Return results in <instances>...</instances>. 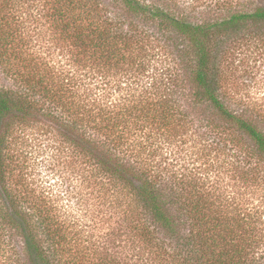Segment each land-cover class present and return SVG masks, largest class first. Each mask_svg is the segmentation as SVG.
I'll return each mask as SVG.
<instances>
[{"label":"trees","instance_id":"1","mask_svg":"<svg viewBox=\"0 0 264 264\" xmlns=\"http://www.w3.org/2000/svg\"><path fill=\"white\" fill-rule=\"evenodd\" d=\"M113 1L133 19L110 15L88 0H48L55 26L77 48L76 65L84 72L74 81H64L51 65L21 53L16 44L22 38L0 5V68L15 83H0V264H111L101 255L105 241L83 245L76 237L80 230L66 224L47 194L29 190L21 177L19 189L11 184L8 146L15 125L47 115L79 134L83 157L105 177L99 180L101 192L111 199L102 197V205L113 209V222L125 221L154 256L171 264H264V230L258 229L252 207H231L227 196H213L196 180L165 178L155 154L163 139L195 133L206 122L218 138L213 142L228 136L240 149L237 133L249 144L245 153L264 162V131L223 99L218 61L231 34L253 28L248 31L256 36L264 27V4L193 23L143 0ZM137 19L179 39V65L189 75L185 105L172 96L176 72L167 76L163 90L144 87L135 97L111 99V85L104 80L125 50L147 52L143 43L151 34L139 28ZM105 86L107 92H101ZM190 107L210 116L191 114Z\"/></svg>","mask_w":264,"mask_h":264},{"label":"rangeland","instance_id":"2","mask_svg":"<svg viewBox=\"0 0 264 264\" xmlns=\"http://www.w3.org/2000/svg\"><path fill=\"white\" fill-rule=\"evenodd\" d=\"M88 1L100 3L104 9L111 11L110 15L118 17L117 13H120L122 19V15L127 20L133 19L118 2ZM143 1L160 5L193 23L212 21L230 11L264 4V0ZM0 5L12 28L15 26L18 37L22 38V44H16V47L23 55L51 65L64 81L67 78L74 81L84 72L76 65L79 60L77 48L55 26L48 0H0ZM136 23L151 34L149 40L143 43L147 56L140 57L145 53H137L136 50H125L120 64L104 80L111 85V99L135 97L142 93L144 87L151 92L163 90L168 82L167 76L176 72V92L172 96L185 105L190 96L189 75L179 65V39L154 23L138 19ZM248 30L253 31V28ZM248 30L231 34L223 43L221 51L224 55L218 59L222 96L232 109L243 111L264 131V27L256 30V36ZM0 83L7 87L15 86L2 68ZM106 87L100 91L105 89L107 92ZM188 110L191 114L210 116L209 113L197 114L192 107ZM201 123L204 126L195 133L189 132L174 140H162L155 154L164 167L163 175L180 182L196 180L213 196H227L231 207L235 204L252 207L251 213L257 220L258 229L264 230V162L245 153L244 149L249 144H245L239 134L235 133L234 138L240 141V149L236 143L229 142L228 136L216 144L213 140L218 141V138L205 126L206 122ZM67 137L74 139L77 145ZM8 147L14 165L11 184L19 189L16 183L21 177L22 183L29 185V190L47 194L66 224L80 230V235L76 237L83 245L91 246L90 241L97 238L104 240L101 255L111 264H171L168 258L154 256L125 221L113 222V209L102 205V197L108 201L111 199L101 192L103 188L99 180L101 183L105 177L83 157L81 137L76 131L65 129L49 115L35 116L23 126L15 125ZM21 192L24 190L21 189ZM186 232L187 228L181 231Z\"/></svg>","mask_w":264,"mask_h":264}]
</instances>
